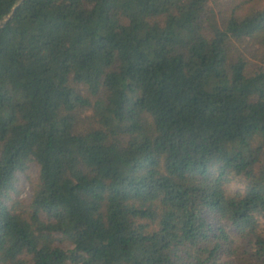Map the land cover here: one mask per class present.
<instances>
[{
	"label": "trees",
	"instance_id": "1",
	"mask_svg": "<svg viewBox=\"0 0 264 264\" xmlns=\"http://www.w3.org/2000/svg\"><path fill=\"white\" fill-rule=\"evenodd\" d=\"M18 3L0 264H264V0H0V20Z\"/></svg>",
	"mask_w": 264,
	"mask_h": 264
},
{
	"label": "rangeland",
	"instance_id": "2",
	"mask_svg": "<svg viewBox=\"0 0 264 264\" xmlns=\"http://www.w3.org/2000/svg\"><path fill=\"white\" fill-rule=\"evenodd\" d=\"M240 0H208V6L214 10L217 14L219 9L221 8V3H224V6L222 8H226L228 6H232L233 4H236ZM256 46H246V47H240L239 45L236 48V52L242 53L245 57L249 59H255V55L257 54L255 52ZM38 167L35 163H31L29 166V169L26 171V173H22L18 175V187L20 189L19 198L23 200H28L31 195V187L30 182L31 180H34L37 176ZM61 247L67 248L70 247V244L64 242H56Z\"/></svg>",
	"mask_w": 264,
	"mask_h": 264
},
{
	"label": "water",
	"instance_id": "3",
	"mask_svg": "<svg viewBox=\"0 0 264 264\" xmlns=\"http://www.w3.org/2000/svg\"><path fill=\"white\" fill-rule=\"evenodd\" d=\"M18 5H19V3L16 4L12 8L11 12L7 16H5V18H3L2 20H0V28H3L5 26V24L7 23V21L13 16V14H14L16 8L18 7Z\"/></svg>",
	"mask_w": 264,
	"mask_h": 264
}]
</instances>
